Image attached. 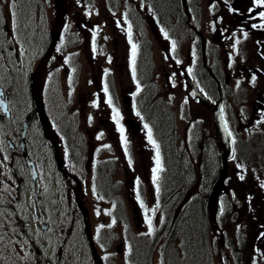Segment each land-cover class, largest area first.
<instances>
[{
  "label": "rangeland",
  "instance_id": "obj_1",
  "mask_svg": "<svg viewBox=\"0 0 264 264\" xmlns=\"http://www.w3.org/2000/svg\"><path fill=\"white\" fill-rule=\"evenodd\" d=\"M71 1H75V9L81 11L83 15L91 2L92 5L102 6L106 14L103 18L106 23L103 24L102 37L107 40V47L111 51L114 48L113 43H116L115 34L117 35V42L119 40L115 26L123 13L127 16L130 13L131 17L136 14L140 23L141 35L144 37L147 36L150 28L149 20L151 10L154 8L153 3L161 6V1V4H164L167 10L168 19L176 20L177 3H175V0H142L143 3L149 4V9L147 11L144 5H141L140 13L134 10L137 0ZM100 1L102 4H100ZM62 2H64L61 10L62 14L64 12L73 13V8L68 9L70 0H62ZM213 2L215 0H203L201 13L198 16V26L204 31H210L209 38L214 34L213 29L217 12L213 7ZM31 7L33 6L29 5L28 2L26 3L25 0H15V7H12V0H0V83L7 90L15 112L11 118H0V264H43L46 258L55 261L59 253L61 259L59 264H98L87 248V246H90L95 251V245L97 246V244L98 254H100L99 252L106 254H104L106 264H134L131 255L128 257L130 249L128 242L125 241L128 235L134 241L137 239L140 241L136 243V249L142 251L143 254L145 253L143 257H138V261H141L142 264H189L194 260V250L193 253L188 251L186 247H189V241L185 244V235L182 232L176 231L170 238L168 226L170 223L171 226L173 225L174 210L183 201L184 195L187 194L188 196L183 202L184 208L180 209L176 218L178 221H174L175 226L180 223V219L192 207L189 203L190 200L199 198L203 190L207 193L206 200L204 199L205 204L202 207L204 219L201 223H198L202 234H199L197 230L192 233V244L194 249L197 250L198 256L195 264H228L227 261L231 264H250V247L246 248L245 253V247L237 241L238 237L233 228L239 222L238 217L232 219L228 217L223 227L220 223L219 226H211L210 222L208 199L212 193V185L214 186L211 176L215 180L220 174L219 160L222 153L214 138L213 108L207 107L205 104H199L198 106L196 103L191 106L192 103L186 101L185 91H182L177 85H174L175 90L172 94L167 92L164 71L161 70L164 68V64L160 54H158V45L155 42L153 43L150 59V69L149 60L145 59L146 51L143 48L141 49V58L143 57L140 58L141 79H148L151 75V82L158 83L153 88H151L152 83L150 85L146 83L145 86L149 85V87L146 88V92L140 98V115L132 114L136 122L141 125L140 129L136 130L138 134L132 132L126 123L124 125L121 123L124 128V136L128 141L127 152H125L120 133L117 130L115 121L111 118L112 114H105L109 107L108 104L105 105L107 98L102 102L104 99L98 94L99 83L95 85L93 80L89 78V70H92L94 63H90L85 58L84 36L79 31L74 30L72 25L67 26L66 31H62L61 24L56 27L61 29L60 34L64 33L61 36V40H63L58 52L62 53L66 60L71 58V61L75 63L73 66L75 74H70L66 78L61 62L55 67L53 61L47 60L45 65L41 66L37 82L40 86L48 87L50 112L55 114L51 119L58 123H70V126L74 124L75 128L77 127V130H81V133H83L81 150L85 158L74 156V150L76 152L80 150L78 148V146L80 147V140L75 136L73 142H71V147L74 149L71 151L72 158H77V163H80V161L87 162L89 158H92L93 162L96 161L95 172L88 177L89 186L85 195L82 196L86 198L83 207L87 209V220H85L84 214L80 213L79 210L76 212L71 207L69 201L75 199L73 195L71 200L60 188L62 185L54 186L57 181L51 175L55 171L56 158L53 151L45 143L46 137L43 130L34 122L29 128L28 135L30 154L38 163L39 169L43 172L44 166V171L48 173L46 180L41 179V191H37L36 186L32 185L30 181L29 168L24 157L15 154L7 144L9 137L14 139L18 134L16 145L19 147L24 121V115L21 114L30 109L33 104L28 79L26 80V78L37 68L42 55L49 49L47 46L42 51L33 35L34 27L38 23L41 25V20L36 22L33 19ZM13 11L15 17L12 16ZM98 11H101V9L98 8ZM7 19L10 22V27L14 30V34L10 33V36H7L4 29ZM72 21L75 24V21ZM51 34L52 29L50 28L47 36L48 45ZM41 37L42 35L38 36L39 39ZM120 40L116 59L118 68L121 67L122 62L127 63L126 58L129 61L132 59V46L127 45L126 57L125 46H120ZM191 41L192 38L187 35L184 53L189 48ZM69 46H71V49L64 51ZM229 46H226L227 51L232 52ZM16 47L15 51L14 48ZM56 50L57 48L54 51ZM243 50H245V47ZM187 61L186 59L182 67L187 64ZM220 74L221 80L225 83V74L222 71H220ZM230 77L228 81H230ZM202 78L205 81L209 79L205 74L202 75ZM116 85L118 84L116 83ZM233 85L232 81L224 87L227 93L230 92V89L232 90ZM154 88L155 91L150 93ZM239 88L244 89L243 94L239 92ZM213 89H216L214 92L217 96L219 90H217L215 84L212 86L211 92ZM237 92L239 96L244 95L245 88L239 86ZM222 93L224 96L223 89ZM149 94L151 95L149 96ZM151 96L155 100L150 99ZM124 101L123 108L126 117H128L131 111L127 105L128 101ZM155 101L161 107L162 117L164 119L169 117L175 125V132L172 136L170 131L165 132L163 124L158 126L154 122L157 133L167 143L171 141L172 137L173 142L181 152L178 153L179 150L169 146L170 159L173 157L175 159V156H177L178 161L180 158L182 167H185V187L178 183L171 184L170 179V184L166 183L165 179L167 176L169 178V174L167 175V172L163 174V171L159 173V181L157 183L153 182L152 170L156 167V148L148 141V128H145L144 125L146 124L145 116L151 114V112L153 114V110L150 111L149 107ZM94 103L98 106L93 107ZM89 117H91V120H89ZM105 118H110L114 126L112 124L110 127L106 124L102 125V120ZM95 125H100L107 130L105 129L104 132L100 133L89 131ZM112 127L116 128L117 131H113ZM12 129H14V135ZM101 133L103 135L100 139H97ZM46 142L48 143V141ZM104 145H107L108 148ZM59 152L60 155H63V150ZM4 157H7V159H4ZM204 157L214 159L215 162L209 172L210 183L208 185L204 184L206 178ZM129 160H131V163H129ZM208 161L209 167H211L213 160ZM162 163L161 160L163 168ZM97 164H100V167ZM257 165H260V162ZM131 170L132 175H135V177L132 178L131 176L129 179L128 174L131 173ZM228 171L229 168H227V173ZM42 172H40L41 177ZM101 175H107L108 179H104ZM101 178L107 183L105 187L100 180ZM134 179H140L144 183L145 190L139 201L135 199ZM66 180V178L63 179V182H65L63 186L66 183L70 186L71 181L67 180L66 182ZM58 184L60 183L58 182ZM157 184L159 185L158 195L156 193ZM93 186L95 192H93ZM116 199H118L117 205ZM141 201H143L144 207H141ZM157 204L159 205L158 208ZM13 206L14 208H12ZM154 208L156 209L155 213L152 212ZM135 209L140 211L138 216L135 214ZM145 209L148 210L147 216L151 217L153 221L154 231L151 235L147 234L148 225L145 218ZM97 212H99V215H97ZM79 213L83 220H76ZM126 221L129 222L130 228H128ZM101 225L104 227L101 228ZM195 225L197 226V224ZM243 228L244 236L248 237V242L251 234L246 231L245 226ZM92 232L97 237V239L95 238V244L89 241L86 234L92 235ZM187 239H190L189 235ZM203 243L205 247L202 245ZM200 246L203 247V253H198ZM226 249H228L230 255L226 253ZM148 250H150L149 253H147ZM251 250L254 249L251 248ZM204 251H206L205 254ZM146 254H149V258L146 257ZM144 260H146V263L143 262Z\"/></svg>",
  "mask_w": 264,
  "mask_h": 264
},
{
  "label": "flooded vegetation",
  "instance_id": "obj_2",
  "mask_svg": "<svg viewBox=\"0 0 264 264\" xmlns=\"http://www.w3.org/2000/svg\"><path fill=\"white\" fill-rule=\"evenodd\" d=\"M175 1V3H177L176 20L168 19L164 4H162L161 7L153 3L154 8L151 10L149 20L150 28L146 37L141 35L139 29L140 23L136 14H133L131 17L130 13L128 16L123 13L119 17V23L115 26V31L118 34L119 40L121 39L120 46H125L126 57L127 45H129V47H131L133 43L137 45L135 62L136 75L134 79L132 75V59L129 61L126 58L125 60L127 63L124 64V62H122L120 68L116 65V59L118 57L117 48H119V40L118 42L116 40L117 35L115 34L116 43H113V51L108 49V42L102 37L104 29L103 24L106 23V21H103L106 14L102 6L92 5L91 2L83 15L81 11L75 9V1L70 0L68 9L73 8V13L64 12L62 14L61 10L64 4L62 0H25L26 3L28 2L29 5L33 6L31 7L33 19L36 22L37 20H41V25L38 23L33 29V35L37 43L42 51L47 46L49 47L42 55L37 68L35 70L32 69L33 71L26 78V80L28 79L30 96L33 102L32 107L21 114L24 115L25 120L29 123L27 145L29 128L32 126L31 124L36 122L43 130L46 141H48V143L46 141L45 143L56 157L55 171L51 175L52 178L57 181L54 186L62 185L60 188L71 200V196L73 195L75 199L69 201L70 205L76 212L79 210L81 213L78 201L81 200L83 204L86 202V198L82 196L85 195L89 186L88 177L92 175L94 167H90L91 162L89 160L87 162L80 161V163H77V158H72L73 156L67 154L69 153L67 146L68 144L71 145L74 136L80 138L77 127L75 128L74 124L70 126V123H58L51 119L55 114L50 112L48 104V87L40 86L37 82L41 66L43 67L47 60L53 61L55 67L61 62L66 78L70 74H75V71H73V69H75L73 67L75 63L71 61V58H68V63H65L66 59L64 55L58 52L63 40H61V36L64 33L60 34L61 29H57L56 27L61 24L62 31H66L68 29L67 26L72 25L74 26V30L79 31L84 36L85 58L90 63H94L92 70H89V78L93 80L95 85L99 83L100 88L98 94L104 99L102 100L100 98L102 102L107 98L103 91L104 85L105 83L108 85V94L111 95L113 105L119 109L122 117L120 123L123 125L126 123L129 129L134 133H136V130L140 129L141 126L132 117V114L139 112V57L141 58V49L143 48L146 51L145 55L149 56L151 59L153 43L155 42L156 45H158V54H160L162 63L164 64V68L161 70L164 71L166 90L169 94L174 92V85H177L178 88L185 91L186 101L192 103L190 104L191 106L195 103L198 104V106L199 104H205L196 97L192 88L186 83L184 78L186 71H188L191 77L194 78L204 90L208 89L207 95L210 99V103L208 102L210 105L205 104L207 107L214 108L215 103H217L220 98V94L217 92L216 96L214 92L216 89H213L211 92V88L214 84L217 88L223 89L224 91V112L232 132L233 154L229 160V171L226 177L227 190L222 192L220 198L221 209L217 226H219L220 223L221 227H223L228 217H230V219L238 217L239 222L233 228L238 237L237 241L245 247V253L246 248L250 247L251 254L249 255V263L264 264V187L261 186L264 185V19H261L259 15L260 12H264V6L257 5L256 0H215V2H213V7L217 12L213 29L214 34L209 38L211 34L210 31H204L198 26V16L201 13L203 0ZM100 4H102L101 1ZM141 5H144L145 9L148 11L149 4L143 3L142 0H137L134 10L140 13ZM98 8L101 9V11H98ZM72 20L75 21V24ZM5 24L4 29L7 32V36H10V33L14 34V30L10 27L8 19ZM129 24L131 25V43L129 42L127 31ZM253 25H255V27ZM50 28L52 29V34L48 45L47 36ZM165 32L167 33V38H165ZM94 33L95 51H93ZM39 35H42L40 39L38 38ZM187 35L192 38V41L189 48L186 49V53H184ZM42 38L43 40H41ZM173 41H175L176 45L175 50L172 48ZM236 41H239V43H236ZM227 45H230L229 49H231L232 52L227 51ZM244 47L245 50H243ZM56 48L58 53L54 51ZM69 49H71V46L64 49V51ZM186 59L188 60L187 64L182 67ZM177 61H179V63H177ZM189 69H191V71H189ZM105 70H107V75H105ZM220 71L226 76L225 83L221 80V74L219 75ZM203 74L207 75L209 78L207 79L208 81L202 78ZM229 77L230 81H228ZM232 81L234 84L233 88L227 93L224 87ZM116 83L118 85H116ZM137 85H139V90ZM239 86L245 88L244 95H238L237 88ZM4 91L10 106L11 118L14 116L15 112L7 90L4 89ZM239 92L243 94L244 89L239 88ZM35 99L37 100V104L35 103ZM124 100L128 101L127 105L131 111L128 117H126L125 109L123 108ZM36 105H38V108ZM105 105H107V103ZM43 108L51 120L50 128L51 131L55 133L57 139V151H54L53 148L54 143L52 134L45 132L40 121L39 116ZM105 114H112V109L108 107ZM0 118L3 119V116L0 115ZM102 121V125L106 124L110 127L112 124V126H114L110 118H105ZM154 127L156 128L155 125ZM112 128L113 131H117L116 128ZM102 129L106 128L95 125V127L89 131L97 133V131H101ZM13 130L14 129H12V134L14 135ZM61 132H63L64 136L67 135L68 140L63 142ZM16 137H18V134H16ZM16 137H14V139L9 137L13 142V147H11V149L15 154L23 156L20 147L16 145ZM59 137L62 139V142H60ZM20 141L21 137L19 139V144ZM105 146L107 145H104V147ZM60 150H63V155H60ZM58 155L63 157L62 165L58 164ZM212 160L214 166V159ZM258 162H260V165H257ZM44 170V166L43 172L38 168L40 180V186L37 188L38 192L42 189L41 179L43 178L46 180L48 175ZM40 172L43 174L42 177L40 176ZM240 175L244 176L243 180L239 179ZM211 177L214 182L218 176L215 180L213 176ZM64 178L71 181L70 186H68L67 183L63 186L65 183L63 182ZM58 182L60 184H58ZM136 183L134 185H136ZM138 188L139 192L143 190L139 183ZM187 196V194L184 195L182 202H184ZM177 206L174 213L177 211V214H179L181 208L176 210ZM139 212L138 209H135L136 216L139 215ZM80 213L77 215L76 220H83ZM175 219L172 220L173 225L178 221V219ZM243 226H245L246 231L251 234L249 235L250 238L248 242V237H246V235L244 236ZM92 238L95 244L97 237H95L93 232ZM230 244L231 241L229 238V245ZM87 248L96 260V263L106 264V259L104 257L105 253L102 254L99 252L100 254H98L97 252L98 244L97 246L95 245V251H93L90 246H87ZM251 248L254 250L252 251ZM119 249L118 246V250ZM48 260H51L52 264H59L61 261L60 253L55 261L46 258L43 264H48Z\"/></svg>",
  "mask_w": 264,
  "mask_h": 264
},
{
  "label": "trees",
  "instance_id": "obj_3",
  "mask_svg": "<svg viewBox=\"0 0 264 264\" xmlns=\"http://www.w3.org/2000/svg\"><path fill=\"white\" fill-rule=\"evenodd\" d=\"M160 5L162 7L161 1H160ZM149 95H151V94H149ZM150 99H154V97L151 96ZM156 107L159 109H157ZM149 108H150V111L153 110V114L151 112V114L149 113L147 115L148 121L151 122L155 126H156V124L154 122H156L158 124V126L160 124H163V126L165 127V132L170 131V133H172V136H173V133L175 132V125H174V123H172V120H170L169 117H166V119H164L162 117V113H160L161 107H160V105H158L157 101L153 102L152 106H150ZM155 133L157 136L156 139L158 141L160 149L162 150V154H163L165 161L169 167V170L167 173V175L169 174V178H168V176L166 177V183H168V184L178 183L182 187H185L184 186L185 182H186V179L184 177L185 167H182V164L180 163V158L178 161V158H176L177 156H175V159L173 157V158H171L172 161H170L171 159L169 156V146L174 148L175 150H179V148L173 142L172 137H171V141L167 143L166 140H164L163 137L157 133V130H155ZM162 139H163V141H162ZM178 153H181L180 150ZM203 160L205 163V172H206V174H205L206 178L204 179V184L208 185L210 183L209 182V179H210L209 172L212 169L213 164L211 163L212 166L209 167V161L208 160H210V161H212V160L207 159L206 157H204ZM169 179H170V183H169ZM201 192L202 193H200L201 195L199 196V198H197V199L193 198L191 200L190 204L192 205V207L190 209H188L187 214L180 219V223H178V225H176V226L174 225L172 227L171 231L169 232L170 238H171L172 234L175 233L176 231L182 232L185 235L184 236L185 244L188 243V241H189V243H188L189 247H186V248L191 253H193V250H194V254H195V256H193L194 260L192 262H190L189 264H195V262L198 259L197 250L194 249V245L192 244V233L194 230H197V232L199 234L200 233L202 234L200 225L198 223H201V221L204 219V212H202V207H203V204H205L204 199L206 200L207 193L205 192V190H203ZM195 224H197V226ZM127 226L130 228L129 224H127ZM188 235L190 236L189 240L187 239ZM128 240H130V242H129V247H130L129 249L130 250L129 251H130L131 256H132L131 257L132 262L135 264H142L141 261H138L139 260L138 257H140V258L143 257L145 253L143 254L142 251H137V249H136V243H139L140 241L138 239L134 241V239H131L130 236L128 237ZM202 245L204 246V243ZM149 252H150V250H148L147 253H149ZM198 253H203V247L200 246V250L198 251ZM205 253H206V251H204V254ZM146 257L149 258V254H146ZM143 262L146 263V260H144ZM173 262H174V260H173Z\"/></svg>",
  "mask_w": 264,
  "mask_h": 264
},
{
  "label": "water",
  "instance_id": "obj_4",
  "mask_svg": "<svg viewBox=\"0 0 264 264\" xmlns=\"http://www.w3.org/2000/svg\"><path fill=\"white\" fill-rule=\"evenodd\" d=\"M188 83L190 85H192L193 89L195 90V92L199 96V98H201V100H203L204 103H206V100H204V99H206V97L198 89L195 82L193 80H191V81H188ZM206 104H208V103H206ZM0 108L2 109V111H4L7 114V116L10 115V111L8 109V102L4 98V91H3V88L1 86H0ZM221 108H223L222 96H221V100L215 106V109H214V122H215V128H216L215 139L217 141L218 146L220 148H222L223 153L221 155V173H220L219 177L217 178V180L213 186L212 193L208 199V207H209V211H210L211 225H213V223H217V217H218V213H219V198H220L222 189L225 188L224 179H225L226 173H227L228 159L232 155L231 136H229L230 130L228 128V125H227V130H225V124H227V122H226L224 115L221 114V111H220ZM41 119L43 121V124L47 128L49 126V121H48V118H47L45 113L41 114ZM26 127H27V125H25L24 135H25ZM22 148H23L27 163L30 166V172H31L33 182L37 183L38 182V172H37L35 163L30 158V156L28 155L25 144L22 145ZM61 163H62V159H60V164ZM81 207L83 210V214L85 216V220H87L88 215H87L86 208H84L83 206H81ZM90 242L92 243L91 240H90Z\"/></svg>",
  "mask_w": 264,
  "mask_h": 264
},
{
  "label": "snow or ice",
  "instance_id": "obj_5",
  "mask_svg": "<svg viewBox=\"0 0 264 264\" xmlns=\"http://www.w3.org/2000/svg\"><path fill=\"white\" fill-rule=\"evenodd\" d=\"M256 4L257 5H262L264 6V0H256ZM12 7H15V0H12ZM260 17L261 19H264V12H260ZM12 16L15 17V12L13 11L12 12ZM119 23V22H117ZM255 27V25H253ZM128 39H129V42L131 43V25L129 24L128 26ZM163 31V30H162ZM165 35V38H167V33L165 32L164 33ZM236 43H239V41H236ZM175 41L172 42V48L173 50H175ZM93 51H95V33L93 34ZM136 54H137V45L136 44H132V75H133V78L135 79V75H136V72H135V62H136ZM65 63H68L67 60H65ZM177 63H179V61H177ZM73 71H75V69H73ZM189 71H191V69H189ZM107 70H105V75H107ZM254 79V78H253ZM138 87V90H139V85H137ZM103 91L105 93V95L107 96V100H106V103L109 105V107L112 109V120L115 121V124L117 126V130L118 132L120 133V138H121V141L123 142L124 146H125V152H127V138L124 136V128L123 126L121 125L120 121L122 119L121 115H120V111L118 108H116L114 105H113V99L111 97V95H109V89H108V85L105 83L104 85V88H103ZM98 106L97 104H93V107H96ZM221 111V114H223V111L224 109L221 108L220 109ZM137 116L140 115L139 112L136 113ZM89 120H91V117H89ZM145 128H148V125L145 124L144 125ZM225 130H227V124H225ZM103 135V133H101L97 139H100L101 136ZM229 136H231V132H229ZM148 141L153 144V146L156 148V157H155V161H156V167L152 170L153 171V182L154 183H157L160 179V176H159V173L161 171H163V168L161 166V160H160V153H159V145L156 144L155 140H153V137H152V131L150 128H148ZM105 147H108V146H105ZM4 159H7V157H4ZM129 163H131V160H129ZM239 179L240 180H243L244 179V176L243 175H240L239 176ZM262 187H264V185H261ZM93 192H95V187L93 186ZM156 193L157 195L159 194V185L157 184V187H156ZM138 200L140 199V196H139V193H137V197H136ZM141 207H144V204H143V201H141ZM159 207V205L157 204V208ZM147 209H145V213H146V221H147V225H148V235H151L152 232L154 231L153 229V221H152V218L147 216ZM156 209H152V212L155 213ZM97 215H99V212H97ZM113 223H115V221H113ZM111 226V225H110ZM101 228H103L104 226L101 225L100 226Z\"/></svg>",
  "mask_w": 264,
  "mask_h": 264
},
{
  "label": "bare ground",
  "instance_id": "obj_6",
  "mask_svg": "<svg viewBox=\"0 0 264 264\" xmlns=\"http://www.w3.org/2000/svg\"><path fill=\"white\" fill-rule=\"evenodd\" d=\"M145 59H148L149 60V67L151 66V61H150V57L149 56H146ZM169 231H171L172 227L169 225Z\"/></svg>",
  "mask_w": 264,
  "mask_h": 264
}]
</instances>
